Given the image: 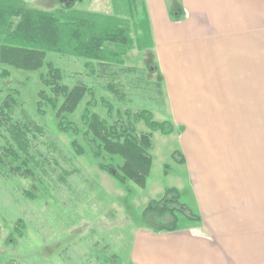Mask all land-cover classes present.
Segmentation results:
<instances>
[{
	"label": "rangeland",
	"instance_id": "rangeland-1",
	"mask_svg": "<svg viewBox=\"0 0 264 264\" xmlns=\"http://www.w3.org/2000/svg\"><path fill=\"white\" fill-rule=\"evenodd\" d=\"M20 1L54 14L68 2ZM74 9L112 18L115 25L124 26L130 45L118 61L136 71L91 75L84 58L55 52H47L44 65L37 70L17 69L0 61V264H108L100 256L104 251L115 253L122 264H132L136 236L153 232L161 224L154 214L142 216L151 199L175 187L180 202L194 208L191 167L179 159L200 154L204 168L213 170L214 155L235 148L227 145L235 143L233 130L219 129L214 113H192L194 126L189 127L176 111L173 96L167 97V81L154 70L144 0H76ZM47 63L60 71V83L69 88L77 80L84 81L96 101L90 112L109 125L117 118L130 120L126 110H148L153 120L172 124L173 132L167 135L150 131L143 120L134 124L137 134L151 133L152 165L144 188L130 181L122 184L99 168V164L120 165L122 159L105 151L96 157L82 137L86 127L81 114L90 95L85 92L69 113L58 111L61 96L56 107L50 104L47 98L53 93L41 79L48 78ZM155 82L160 83L161 101L156 99ZM41 91L46 99L40 97ZM101 100L111 104V116ZM223 100L230 107L231 98ZM254 104L263 106L264 96H255ZM61 118L63 126L70 122L78 133L60 129ZM73 142L82 153H77ZM195 161H191L193 167ZM177 217L182 225L185 218L178 211Z\"/></svg>",
	"mask_w": 264,
	"mask_h": 264
},
{
	"label": "crops",
	"instance_id": "crops-1",
	"mask_svg": "<svg viewBox=\"0 0 264 264\" xmlns=\"http://www.w3.org/2000/svg\"><path fill=\"white\" fill-rule=\"evenodd\" d=\"M144 2L167 97L189 127L192 113H214L219 129L233 130L227 145L235 148L215 154L213 170L199 153L183 159L194 198L187 207L199 220L139 233L130 262L264 264V105L254 104L264 96V0Z\"/></svg>",
	"mask_w": 264,
	"mask_h": 264
},
{
	"label": "trees",
	"instance_id": "trees-1",
	"mask_svg": "<svg viewBox=\"0 0 264 264\" xmlns=\"http://www.w3.org/2000/svg\"><path fill=\"white\" fill-rule=\"evenodd\" d=\"M125 0H123L124 2ZM76 0H68L67 5L59 9L58 14L28 7L20 0H0V61L3 64L22 70H37L44 65L47 52L70 54L85 59L84 66L91 75L99 71L102 74L113 76L119 72L132 73L134 68L124 67L118 58L125 53L130 39L124 26L115 25L109 17L75 10ZM47 79L41 77L42 83L50 88L52 97L47 98L53 107H56L57 97L61 96L63 102L58 111L73 112L86 92L90 95L81 114V122L86 127L82 134L85 142L96 157H101L105 151L110 156H119L120 165L99 164V168L115 177L120 183L128 181L144 188L149 175L152 157L151 133H136L134 124L143 120L150 131H160L162 134L173 132V126L168 121H155L148 110L137 112L125 111L130 120L122 121L117 118L113 124L100 118L89 108L96 105L93 90L84 81L77 80L72 88L61 84V73L52 64L47 63ZM151 71V70H150ZM111 91L117 92L114 86L108 85ZM156 99L161 101L162 92L160 83H153ZM40 97H44L41 91ZM101 104L111 116L112 106L105 100ZM39 107L41 102L38 103ZM117 117H120L119 114ZM60 129L72 128L75 134L76 126L67 122ZM74 143V142H73ZM77 153L82 150L74 143ZM177 155V152H175ZM180 162L183 159H179ZM177 211L187 220H199L190 209L179 199L175 187L166 188L157 199H151L142 211V216L154 214L161 224L155 231H173L177 229ZM100 254L103 261L108 264H122L113 252Z\"/></svg>",
	"mask_w": 264,
	"mask_h": 264
}]
</instances>
